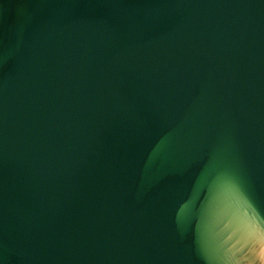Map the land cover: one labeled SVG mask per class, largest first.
<instances>
[{
	"label": "water",
	"instance_id": "obj_1",
	"mask_svg": "<svg viewBox=\"0 0 264 264\" xmlns=\"http://www.w3.org/2000/svg\"><path fill=\"white\" fill-rule=\"evenodd\" d=\"M0 264H264V0H0Z\"/></svg>",
	"mask_w": 264,
	"mask_h": 264
}]
</instances>
